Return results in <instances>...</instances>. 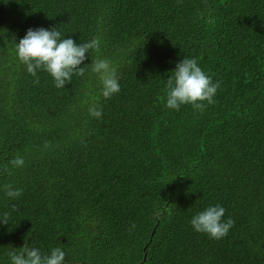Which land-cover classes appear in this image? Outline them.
I'll use <instances>...</instances> for the list:
<instances>
[{
	"label": "trees",
	"instance_id": "trees-1",
	"mask_svg": "<svg viewBox=\"0 0 264 264\" xmlns=\"http://www.w3.org/2000/svg\"><path fill=\"white\" fill-rule=\"evenodd\" d=\"M40 27L101 41L64 88L16 55ZM184 57L219 83L202 109L166 106ZM215 204L235 222L220 239L190 224ZM25 244L64 264H264V0H0V264Z\"/></svg>",
	"mask_w": 264,
	"mask_h": 264
},
{
	"label": "clouds",
	"instance_id": "clouds-1",
	"mask_svg": "<svg viewBox=\"0 0 264 264\" xmlns=\"http://www.w3.org/2000/svg\"><path fill=\"white\" fill-rule=\"evenodd\" d=\"M100 44L98 37L77 43L71 36L62 34L57 27H40L29 28L18 42L15 40V50L18 59L33 77H37L39 70L46 71L55 87L64 88L74 74L83 75L84 66L81 65L88 58L86 54L90 50H98ZM92 71L98 75L104 98L119 93L120 77L109 59H97L92 64ZM171 73L166 85V106L169 109L179 110L186 104L202 109L205 101L209 104L214 102L219 83H213L212 77L202 69L196 58L184 57ZM89 113L96 118L102 117V109L95 105L89 108ZM10 163L22 167L25 161L23 157L17 156ZM5 187V194L10 198L19 197L22 193V189L12 185ZM225 212L226 209L220 204L209 205L196 213L190 224L195 231L220 239L229 233L235 223L231 218L224 219ZM7 257L8 264H64L66 252L63 247L55 246L45 253L39 247L25 244L20 248L9 246Z\"/></svg>",
	"mask_w": 264,
	"mask_h": 264
}]
</instances>
